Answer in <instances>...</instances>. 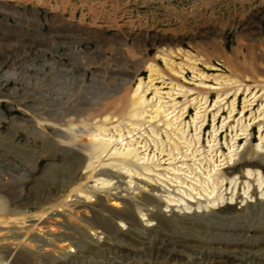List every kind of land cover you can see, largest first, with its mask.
<instances>
[{"label":"rangeland","instance_id":"1","mask_svg":"<svg viewBox=\"0 0 264 264\" xmlns=\"http://www.w3.org/2000/svg\"><path fill=\"white\" fill-rule=\"evenodd\" d=\"M18 252L264 264V0H0V264Z\"/></svg>","mask_w":264,"mask_h":264},{"label":"bare ground","instance_id":"2","mask_svg":"<svg viewBox=\"0 0 264 264\" xmlns=\"http://www.w3.org/2000/svg\"><path fill=\"white\" fill-rule=\"evenodd\" d=\"M113 141H112V139H110L109 140V144L110 143H112ZM113 155H119V156H121V157H125V158H137V153H136V150H130V149H128V150H125V151H122V152H118V150H115L114 152H113ZM249 163H251V162H249ZM253 164H254V162H252ZM256 165V164H255ZM213 193H214V191H213ZM188 197L189 198H191V199H196L192 194H190L189 193V195H188ZM223 198V197H222ZM199 202H200V200H198ZM111 206H113V207H117V208H119V206H120V203H119V201H112L111 202ZM52 220H53V218H52ZM50 221V220H49ZM48 223H50V222H47V221H41L40 222V224H42V225H46V224H48ZM53 224V223H52ZM100 225V224H99ZM47 227V226H46ZM42 229V228H41ZM81 231V230H80ZM93 231V230H92ZM100 231V230H99ZM102 231V230H101ZM75 233V232H74ZM76 234L77 233H75V236H76ZM79 234V233H78ZM68 235H70V234H68ZM78 236V235H77ZM65 237V236H64ZM61 238V241H65V240H68V238ZM79 237V236H78ZM80 238V237H79ZM71 240V239H70ZM69 244V243H68ZM67 245V244H66ZM45 246H48V244H45ZM53 246V245H52ZM57 247V246H56ZM3 252H5L6 254H7V256H9V255H12L14 252H15V249H12V248H9V247H4L3 249ZM56 250V249H55ZM54 252V251H53ZM57 253V252H56ZM21 256H23L22 255V253H20V252H18L17 253V255H16V258H15V261H13L12 263L13 264H19V262H20V260L19 259H21ZM6 258V257H5ZM11 258V257H10ZM10 263V262H9Z\"/></svg>","mask_w":264,"mask_h":264}]
</instances>
